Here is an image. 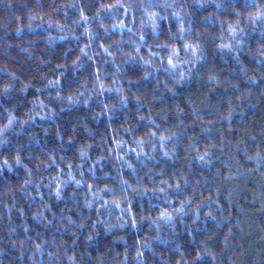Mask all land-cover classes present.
<instances>
[{
	"label": "clouds",
	"instance_id": "1",
	"mask_svg": "<svg viewBox=\"0 0 264 264\" xmlns=\"http://www.w3.org/2000/svg\"><path fill=\"white\" fill-rule=\"evenodd\" d=\"M0 264H264V0H0Z\"/></svg>",
	"mask_w": 264,
	"mask_h": 264
}]
</instances>
